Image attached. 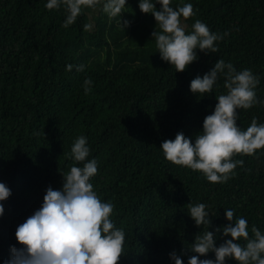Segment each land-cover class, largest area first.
I'll return each instance as SVG.
<instances>
[{
  "label": "trees",
  "instance_id": "obj_1",
  "mask_svg": "<svg viewBox=\"0 0 264 264\" xmlns=\"http://www.w3.org/2000/svg\"><path fill=\"white\" fill-rule=\"evenodd\" d=\"M192 3L194 14L182 17L186 30L200 18L213 31L229 33L217 41L218 51L197 49L199 58L176 70L162 59L151 36L154 14L141 10L139 0H128L117 17L102 5L85 8L68 27L62 24L63 6L0 0V180L12 189L0 216V264L10 256V245L19 243L16 227L41 205L46 187H62L61 169L83 163L68 156L79 134L88 137V158L98 160L94 188L114 202L112 218L126 230L117 264H173L170 250L186 248L204 231L187 212L190 200L210 205L213 230L228 222L225 207L248 218L250 234L253 223L264 229V147L234 154L244 164L226 182H213L201 170L166 158L160 146L180 130L194 142L218 102L216 94L226 88L221 76L212 92L199 96L190 81L219 57L258 73L257 94L264 98V0ZM123 16L132 20L128 27ZM88 21L93 28L85 30ZM69 62L86 68L67 70ZM87 76L94 81L90 92L84 90ZM238 112L244 128L253 117L264 121V103ZM217 237V243L225 238L222 229ZM203 255L215 258L214 251Z\"/></svg>",
  "mask_w": 264,
  "mask_h": 264
},
{
  "label": "clouds",
  "instance_id": "obj_2",
  "mask_svg": "<svg viewBox=\"0 0 264 264\" xmlns=\"http://www.w3.org/2000/svg\"><path fill=\"white\" fill-rule=\"evenodd\" d=\"M127 4L128 0H46L45 6L49 9L63 6L62 24L68 27L85 8L102 5L109 17H117ZM139 8L154 14L157 23L151 36L162 59L176 70H185L198 59L197 49L206 53L218 51L217 41L229 33L228 29L213 31L200 18L195 19L192 30H186L182 17L194 14L192 0H181L176 5L172 0H139ZM122 18L123 26L132 23L131 19ZM83 27L90 30L93 23L85 22ZM73 68L84 71L86 64L67 63V70ZM221 76L225 78L226 91L216 94L218 102L205 115L194 142L192 136L180 130L175 138H166L160 145L166 158L201 170L213 182H226L235 174L236 166L244 164L243 159H233L234 154H251L264 147V121L253 117L246 128L237 122L239 108L264 103V98L257 94L260 75L250 67L237 69L231 60L219 57L208 71L191 79L190 89L199 96L210 93ZM83 84L85 92H90L94 81L87 76ZM90 153L88 137L77 135L68 156L83 163H72L67 170L61 169L62 187L54 188L51 184L46 187L41 205L17 225L15 236L19 243L10 245V256L2 264H117L121 259L125 253L126 230L112 218L114 202L102 199L94 188L91 177L98 172V160L95 156L89 159ZM11 192L7 182L0 180V216L5 212L4 200ZM187 212L196 225L205 226L204 231H198L194 240L186 241V248L170 250L173 264H186L185 255L187 264H229L230 259L237 260L238 264H264V229L253 223L250 234L246 216H237L234 208L225 207L228 222L216 225L213 230L215 213L206 201L190 200ZM221 229L225 238L217 243ZM213 251L215 258L203 255Z\"/></svg>",
  "mask_w": 264,
  "mask_h": 264
}]
</instances>
